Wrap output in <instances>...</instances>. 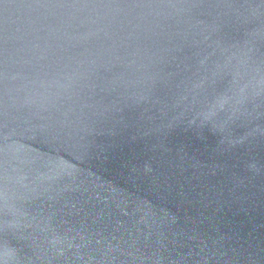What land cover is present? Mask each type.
Wrapping results in <instances>:
<instances>
[{"label":"water","instance_id":"95a60500","mask_svg":"<svg viewBox=\"0 0 264 264\" xmlns=\"http://www.w3.org/2000/svg\"><path fill=\"white\" fill-rule=\"evenodd\" d=\"M0 264H264V0H0Z\"/></svg>","mask_w":264,"mask_h":264}]
</instances>
